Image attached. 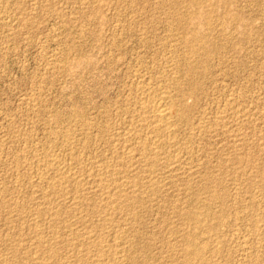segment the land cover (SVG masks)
<instances>
[{
    "label": "rangeland",
    "instance_id": "obj_1",
    "mask_svg": "<svg viewBox=\"0 0 264 264\" xmlns=\"http://www.w3.org/2000/svg\"><path fill=\"white\" fill-rule=\"evenodd\" d=\"M0 264H264V0H0Z\"/></svg>",
    "mask_w": 264,
    "mask_h": 264
},
{
    "label": "bare ground",
    "instance_id": "obj_2",
    "mask_svg": "<svg viewBox=\"0 0 264 264\" xmlns=\"http://www.w3.org/2000/svg\"><path fill=\"white\" fill-rule=\"evenodd\" d=\"M161 99V98H160ZM151 100V99H150ZM167 105V104H166ZM158 107V106H157ZM162 109H164V108H162ZM153 110V109H152ZM156 115H157V117H160V118H165V116L167 115V111L165 112V109L164 110H156V113H155ZM169 116V115H168ZM167 116V117H168ZM166 117V118H167ZM159 119V118H158ZM164 120V119H163ZM107 183V182H106ZM116 188H117V186H116ZM114 190V189H113ZM117 192V191H116ZM119 196H122L121 194L119 195ZM97 254V253H96ZM49 258V257H48Z\"/></svg>",
    "mask_w": 264,
    "mask_h": 264
}]
</instances>
